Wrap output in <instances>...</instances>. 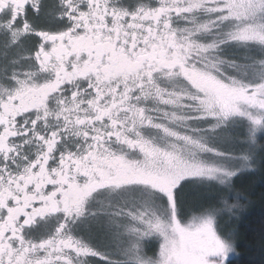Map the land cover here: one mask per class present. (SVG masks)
<instances>
[{
	"label": "snow or ice",
	"instance_id": "1",
	"mask_svg": "<svg viewBox=\"0 0 264 264\" xmlns=\"http://www.w3.org/2000/svg\"><path fill=\"white\" fill-rule=\"evenodd\" d=\"M258 165L264 0H0V264H227Z\"/></svg>",
	"mask_w": 264,
	"mask_h": 264
},
{
	"label": "trees",
	"instance_id": "2",
	"mask_svg": "<svg viewBox=\"0 0 264 264\" xmlns=\"http://www.w3.org/2000/svg\"><path fill=\"white\" fill-rule=\"evenodd\" d=\"M234 185L237 192L247 195L248 202L240 201L245 207L233 218L225 214L220 219L221 227L223 223L226 225L223 231L232 237L237 252L228 264H264V166L243 172L234 178ZM211 189L213 192L202 196L205 203L215 202L217 192Z\"/></svg>",
	"mask_w": 264,
	"mask_h": 264
},
{
	"label": "rangeland",
	"instance_id": "3",
	"mask_svg": "<svg viewBox=\"0 0 264 264\" xmlns=\"http://www.w3.org/2000/svg\"><path fill=\"white\" fill-rule=\"evenodd\" d=\"M209 191L213 192V190L211 188L208 189V187H200V186H197V185L189 186V188H188V196H187V199H188V202H189L188 203V208L192 209L195 206L194 202L203 203L204 202V200H203L204 197H202V196H204V194L205 195H209ZM228 216H229L230 219L233 218L232 215L228 214ZM229 221H231V220H229ZM220 227H221V224H220ZM221 228L226 230L225 229L226 225L223 223ZM236 255H237V252H236L235 243H234V251L232 253H230V255L228 257V261L233 259V258H235ZM228 261H227V264H228ZM93 264H99V262L98 261H94Z\"/></svg>",
	"mask_w": 264,
	"mask_h": 264
}]
</instances>
